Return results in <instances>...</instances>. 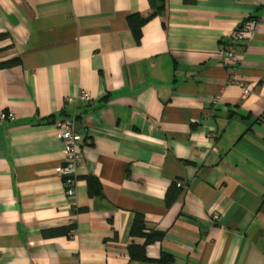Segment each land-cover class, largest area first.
Segmentation results:
<instances>
[{"label":"crops","instance_id":"obj_1","mask_svg":"<svg viewBox=\"0 0 264 264\" xmlns=\"http://www.w3.org/2000/svg\"><path fill=\"white\" fill-rule=\"evenodd\" d=\"M148 14L147 0H0V112L14 115L0 123V264H264V0H165L137 42L128 18ZM65 119L82 139L72 197ZM137 217L161 235L143 260Z\"/></svg>","mask_w":264,"mask_h":264},{"label":"built area","instance_id":"obj_2","mask_svg":"<svg viewBox=\"0 0 264 264\" xmlns=\"http://www.w3.org/2000/svg\"><path fill=\"white\" fill-rule=\"evenodd\" d=\"M257 24L258 22L255 20L246 21L231 34L230 45L226 47L225 50V65L228 69H231L230 67H232L233 70L237 62L235 47L253 37ZM230 82L236 83L233 78ZM238 83L241 87L243 86L242 83ZM248 93L249 91L247 89L243 90L244 96L248 95ZM79 99L83 102H87L89 101L90 96L87 92H81ZM13 120V113L0 112V123ZM56 128V136L63 144L65 162L60 170V174L63 176L67 185L66 195L72 197L75 195L74 187L76 183V169L83 157L81 145L82 139L75 129L74 120L65 119L57 123ZM213 218L217 219V216L215 215Z\"/></svg>","mask_w":264,"mask_h":264},{"label":"trees","instance_id":"obj_3","mask_svg":"<svg viewBox=\"0 0 264 264\" xmlns=\"http://www.w3.org/2000/svg\"><path fill=\"white\" fill-rule=\"evenodd\" d=\"M148 6H149V14L147 16L143 15H135L130 16L128 18V24L130 27L131 32L135 36L137 42H139L140 39V31L144 24L149 22L151 19H154L155 17L162 16L165 11V0H147ZM15 62H10L8 65H5L6 67H9L13 65ZM87 186H88V192L91 196H98L100 194V184L98 180L88 177L87 178ZM168 203L171 201V197H167ZM141 219L137 217L131 227V244L129 249L130 256L138 260L144 259V251L145 247L148 244H151L155 242L156 240L161 238L160 234H151V235H144L142 234V225H141ZM141 238L144 243L143 246H139L134 239ZM141 247V248H140ZM170 260L169 257L163 256L160 260L161 264H167Z\"/></svg>","mask_w":264,"mask_h":264}]
</instances>
